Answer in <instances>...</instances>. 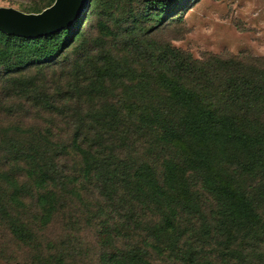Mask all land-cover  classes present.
<instances>
[{
	"label": "trees",
	"instance_id": "16d2710c",
	"mask_svg": "<svg viewBox=\"0 0 264 264\" xmlns=\"http://www.w3.org/2000/svg\"><path fill=\"white\" fill-rule=\"evenodd\" d=\"M133 1L90 0L69 27L44 36L0 31V101L65 125L8 141L24 171L13 165L14 175L29 182L0 168V227L34 251L31 264H76L92 255L88 234L95 264H258L264 57L194 58L159 44L146 22L166 15L124 8ZM95 5L86 37L80 26ZM65 212L62 231L43 244Z\"/></svg>",
	"mask_w": 264,
	"mask_h": 264
},
{
	"label": "rangeland",
	"instance_id": "374dc122",
	"mask_svg": "<svg viewBox=\"0 0 264 264\" xmlns=\"http://www.w3.org/2000/svg\"><path fill=\"white\" fill-rule=\"evenodd\" d=\"M47 3L48 0H0V6L13 7L23 12L29 11L31 6H36L35 10H42ZM156 3H165V6ZM124 8L133 9L137 13L146 10L166 15V18L159 23L151 19L146 22L148 29L157 25L150 37L159 44L168 43L174 48L189 52L194 58L201 57L203 53L248 54L252 57H264V0H134L131 4L124 5ZM97 10L98 5H95L93 12L80 26L86 37L94 35ZM120 45L118 44L117 47ZM9 105H12L11 110L16 107V112L9 114ZM25 110H28L27 115H24ZM45 120L40 119L35 111L27 108V104L21 100L16 101L12 98L8 101H0V168L1 172L13 173L19 184H24L28 178L14 175L17 172L13 170L16 168L13 165L20 167V175H24V171H21V163L13 164L12 158L15 159L19 154L9 152L8 141L12 138L17 143L23 141L26 137L21 135L25 134L19 132H24L25 129L34 132L37 127L46 126L54 131V126H57L56 131L60 132L65 128L60 117L53 123ZM6 129L10 131L4 134ZM66 136L63 131L62 137ZM67 165L68 168L74 167L71 162ZM240 180L244 182L246 179L241 177ZM24 202L27 207L30 205L31 211L32 200L27 198ZM67 216L65 212L63 216L59 213L53 218L50 225L42 232L43 244L52 234L57 235L62 231L63 220ZM87 238L92 255L88 254L87 259L82 255L76 256V264L96 262L98 247L89 234ZM78 243L79 241L76 242L75 247ZM261 247L264 253V242ZM32 254H35L34 251L17 243L3 227H0V264H31L28 256ZM166 264L171 262L166 260ZM258 264H264V255Z\"/></svg>",
	"mask_w": 264,
	"mask_h": 264
},
{
	"label": "water",
	"instance_id": "95a60500",
	"mask_svg": "<svg viewBox=\"0 0 264 264\" xmlns=\"http://www.w3.org/2000/svg\"><path fill=\"white\" fill-rule=\"evenodd\" d=\"M90 0H53L37 13L0 6V31L22 37H39L69 27L86 13Z\"/></svg>",
	"mask_w": 264,
	"mask_h": 264
}]
</instances>
